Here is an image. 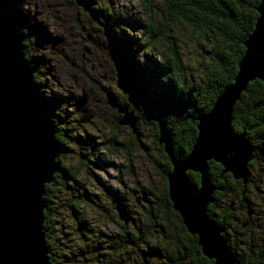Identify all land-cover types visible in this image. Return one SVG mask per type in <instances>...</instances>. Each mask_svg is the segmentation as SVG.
<instances>
[{
  "label": "rangeland",
  "instance_id": "374dc122",
  "mask_svg": "<svg viewBox=\"0 0 264 264\" xmlns=\"http://www.w3.org/2000/svg\"><path fill=\"white\" fill-rule=\"evenodd\" d=\"M83 1L94 6L104 22H117L126 34L147 46L135 56L147 70L164 61V50L173 47L178 50L189 84H195L215 57L216 39L184 26L174 16L167 17V0ZM21 2L22 21L28 18V28L26 23L14 26L20 25L31 37L28 52L41 70L36 86H47L45 97L53 102L48 106L69 146L62 160L76 174L71 182L57 177L48 190L56 224L48 239L56 258L60 264H145L144 254L160 251V257L149 259L147 264H172L177 247L189 244V232L180 227L176 216L164 205L150 227L149 212L167 184L164 170L168 163L159 149L157 130L147 116L144 102H130L144 120L139 126L145 144L141 146L132 129L119 124V112L107 103V93L127 100V94L117 86L116 62L122 53L121 48H115L120 46L105 25L89 17L87 4L81 8L73 0ZM33 4H38L39 9ZM163 26L161 37L150 32ZM87 32H92L111 56L87 40ZM87 114L91 116L89 121L79 123ZM259 145L250 168L248 200L243 207L232 209L239 215L238 223L246 222L247 234L254 239L258 236L256 229L264 231V141ZM133 189L137 192L133 193ZM142 191L147 192L148 200L142 199ZM113 196L128 204L134 222L125 225L119 219ZM233 197H221L220 206H229ZM234 229L242 232V227L229 229L231 241L232 236L239 241ZM257 240L252 241V246L248 241L247 247L255 250ZM237 246L239 249V243ZM131 248L141 254L128 253ZM182 264L192 263L184 258Z\"/></svg>",
  "mask_w": 264,
  "mask_h": 264
},
{
  "label": "water",
  "instance_id": "95a60500",
  "mask_svg": "<svg viewBox=\"0 0 264 264\" xmlns=\"http://www.w3.org/2000/svg\"><path fill=\"white\" fill-rule=\"evenodd\" d=\"M74 1L78 6H85L83 0ZM10 3L12 12L6 13L5 0H0V264H49L43 227L48 206L46 185L62 171L63 147L56 136L53 119L38 95L39 90L45 96L47 86H36L37 66L26 57L25 34L14 26L26 23L28 28V18L22 21L21 0H10ZM257 11L258 18L244 41L245 51L233 81L215 99L211 107L213 114L202 118L201 124V117L208 111L198 118L197 131L201 128V135L199 137L197 132L191 148L195 147L194 153L190 150L186 156L177 157L172 129L166 121L157 118L158 144L163 146L172 165L166 178L172 208L181 216L187 231L197 235L202 253L213 259V264H240L222 226L216 224L208 212L215 191L222 189L210 177L209 162L220 163L224 172L232 173L246 187L254 146L243 133L234 129L232 118L235 104L249 82L255 79L264 82V0H260ZM87 40L104 50L92 32H87ZM104 51L111 56L108 50ZM116 68L117 86L127 94V100L107 93V103L121 114L119 124L130 127L144 146L139 115L130 108V102L145 99L144 84L131 60H118ZM47 102L53 105L52 100L47 99ZM90 117L82 116L79 123L89 121ZM227 120L238 139L234 141L236 152L225 163L212 150L220 140H233ZM189 170L200 174L199 184L192 181ZM112 203L121 220L125 223L133 220L131 210L122 199L113 196Z\"/></svg>",
  "mask_w": 264,
  "mask_h": 264
},
{
  "label": "trees",
  "instance_id": "16d2710c",
  "mask_svg": "<svg viewBox=\"0 0 264 264\" xmlns=\"http://www.w3.org/2000/svg\"><path fill=\"white\" fill-rule=\"evenodd\" d=\"M259 2L260 0H167V17L174 16L184 26L199 29L204 34L211 35L216 39V54L210 67L195 84H189L188 77L184 72L182 61L176 48L172 47L169 50L163 49L166 58L164 61L154 63L153 70H147L141 67L135 60V56L140 51L145 50L147 46L139 44L138 40L126 34L117 22L106 19L104 22L103 18L98 17L97 9L86 1L85 4H87L88 10L85 11L89 17L91 19H98L99 22L105 25L116 43L120 46L122 56L117 60L127 58L138 69L139 76L146 91V97L143 102L147 109L146 113L148 112V118L155 126L157 133L159 131L158 117L166 121L168 127L172 129L173 148L177 157L182 158L190 152L197 136L199 116L211 109L217 96L233 81L238 70V62L245 51L244 41L249 33L252 32L259 15L257 11ZM5 3L6 13H10V0H5ZM16 27L25 34V54L31 63L35 65L27 48L29 46L28 41H32L31 37H27L23 27L20 25ZM163 28L164 26L159 31L152 29L150 32L156 35V37H161ZM40 72L41 70L37 66V72L34 76L35 82H37L40 76L38 73ZM173 90L182 98L181 101L175 99L167 103L159 101L158 97L171 94ZM38 95L46 106V112L53 119L56 127V136L63 147V152L60 157L62 171L57 172L55 180L46 185L47 193L45 197L48 200V206L44 211L45 220L43 224L47 245L49 247V264H60V261L56 258L57 253L48 239L53 235L56 227L52 213V199L48 195V190L57 181V177H62L66 181L71 182L75 181L76 174L62 160L69 149L66 138L53 117V111L48 106L46 97L39 90ZM143 122V118H140L139 126ZM232 125L238 133H243L250 140L257 153V148L260 146L259 142L264 141V82L262 80L255 79L249 82L246 90L242 92L240 99L234 107ZM159 149L163 151L167 159L168 166L164 170L167 176L172 165L163 150V146L159 145ZM209 164L212 181L218 187H222V189L215 191V199L209 204L208 212L214 222L222 226L223 234L232 246L229 231L232 227V202L229 206H220L221 203L219 201L224 195H232V192H237L240 195L241 191H238V188L243 187V182L240 179H235L232 173L224 172L223 166L220 163L211 160ZM188 173L192 181L199 184L200 174L191 170ZM154 201V205L156 206L155 211L154 209L152 210L154 217L157 216L159 207L164 205L176 216L180 227L183 230H187L179 213L172 208V202L168 194V184L165 186L162 195L159 198L156 197ZM71 206L73 207V204ZM150 222V227H152L154 223L151 220ZM162 224L166 228L165 223ZM147 233H150V230ZM188 235L189 248L187 256L192 258L193 264H210V262L213 264V259L208 258L202 253L201 247L197 243V235L191 233H188ZM252 250L253 252H248L245 257L238 256L240 264H264V241L261 243L260 240H257L256 248ZM173 263L175 264L174 261Z\"/></svg>",
  "mask_w": 264,
  "mask_h": 264
},
{
  "label": "flooded vegetation",
  "instance_id": "af4514ba",
  "mask_svg": "<svg viewBox=\"0 0 264 264\" xmlns=\"http://www.w3.org/2000/svg\"><path fill=\"white\" fill-rule=\"evenodd\" d=\"M74 1V0H73ZM75 2V1H74ZM77 5V4H76ZM81 7V6H80ZM82 8V7H81ZM107 30H109L107 27H105ZM148 113V112H147ZM119 115L121 116V114L119 113ZM147 116H148V114H147ZM258 154V152L256 153L255 152V148H254V157L250 160V162H249V172H250V168H251V166L253 165V162H254V160H255V158H256V155ZM168 166V165H167ZM249 181H250V174H249V177H248V182H247V184H246V187L244 188V187H242V190H245L244 191V193H242V190H240L241 192V194L240 195H238L237 194V192H232V195H234V197H233V199H232V209H234L236 206H240V207H243L244 206V204H245V201L246 200H248V198L246 197V193H247V191H248V183H249ZM167 185V184H166ZM165 185V186H166ZM239 189V188H238ZM164 190H165V188H164ZM239 191V190H238ZM137 192V190L136 189H133V193H136ZM164 192V191H163ZM141 193H143L142 194V199L143 200H148V198H147V192L146 191H142ZM162 195V194H161ZM158 198L160 197V196H157ZM120 198V197H119ZM121 199V198H120ZM123 200V199H122ZM124 201V200H123ZM125 202V201H124ZM138 202H139V200H138ZM154 202V201H153ZM126 203V202H125ZM127 204V203H126ZM127 206H128V204H127ZM155 205L153 204V207H152V209H151V211L149 212V215H148V219H149V221L151 220V221H153V218H155L154 217V215H153V212H152V210L154 209V211H155ZM128 208H129V206H128ZM130 209V208H129ZM131 210V209H130ZM246 211H247V209H245ZM242 211H243V209H242ZM131 214H132V210H131ZM132 217H133V215H132ZM239 218V215H238V213H234L233 212V210H232V228L233 227H236V226H240V228L242 227V232L239 230V229H234V232H236V235L237 236H239V241H238V239L236 238V239H234V237L232 236V248L234 249V251H235V253L237 254V256H240V257H242V256H247V253L248 252H250V253H252L253 252V248H251V246H252V244H253V242L252 241H256L257 239H260V241H261V243H262V241H264V231L263 232H259V230L258 229H256V234H258V236L257 237H255V239L252 237V235H248L247 234V225H246V222H242V223H238V219ZM120 219V218H119ZM133 219H134V217H133ZM121 220V219H120ZM123 221V220H122ZM124 222V221H123ZM131 222H134L133 220L131 221ZM129 223V222H128ZM128 223H125L124 222V224L126 225V224H128ZM163 223H164V221H163ZM180 225V224H179ZM245 233V235H243ZM137 236V235H136ZM188 237H189V235H188ZM128 242H131V240L129 239V240H127ZM248 241H251V242H249V244H251V246H249V248L247 247L249 244H247V242ZM135 242V241H134ZM239 243V249H238V246H237V244ZM240 246H242V248L240 247ZM188 248H189V246H188V244H186V245H183V246H178L177 247V249L174 251V255L176 256L175 257V264H182V262L184 261V258H189L190 259V261H191V263L193 264V261H192V258H190V257H188L187 256V253H188ZM134 252H138V251H136L134 248H131V249H128V253H134ZM139 254H141L140 252H138ZM154 253H155V255H154ZM160 251L159 252H157V251H150L148 254H144V256H143V260L142 261H144V263L145 264H147L148 262H149V259H151V258H158V257H160ZM141 257H142V255H141ZM239 258V257H238ZM120 263H121V261H120ZM185 263V262H184ZM172 264H174V263H172Z\"/></svg>",
  "mask_w": 264,
  "mask_h": 264
},
{
  "label": "snow or ice",
  "instance_id": "6c2138e0",
  "mask_svg": "<svg viewBox=\"0 0 264 264\" xmlns=\"http://www.w3.org/2000/svg\"><path fill=\"white\" fill-rule=\"evenodd\" d=\"M33 7L36 10L39 9V5L38 4H33ZM158 99L162 103L170 102V100H172V99H175L177 101H181L182 100V98L178 94H176L174 90H173V93L162 95V96L158 97ZM213 112H214L213 109H209L207 115H203L201 117V121L199 123L201 124L202 118L210 117L213 114ZM227 127H228L229 133H230L231 137L233 138V140H220V141H218L215 144V146H214V148L212 150V152L216 153L221 158H223L225 163H227L228 159L233 155V153L236 152V144H235L234 141L238 139L237 137H235L233 135L232 129L230 127V122L228 120H227ZM198 134H199V137H200L201 128L198 129ZM191 151L194 153L195 147L193 149H191ZM205 153H207V152H205ZM210 264H212V262H210Z\"/></svg>",
  "mask_w": 264,
  "mask_h": 264
},
{
  "label": "bare ground",
  "instance_id": "6f19581e",
  "mask_svg": "<svg viewBox=\"0 0 264 264\" xmlns=\"http://www.w3.org/2000/svg\"><path fill=\"white\" fill-rule=\"evenodd\" d=\"M84 2V1H83ZM85 3V2H84ZM86 6V5H85ZM36 83V82H35ZM141 133V132H140Z\"/></svg>",
  "mask_w": 264,
  "mask_h": 264
}]
</instances>
